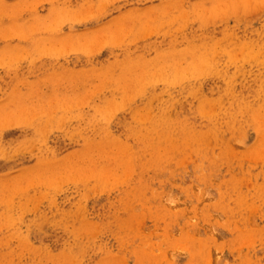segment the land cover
<instances>
[{
	"label": "rangeland",
	"instance_id": "1",
	"mask_svg": "<svg viewBox=\"0 0 264 264\" xmlns=\"http://www.w3.org/2000/svg\"><path fill=\"white\" fill-rule=\"evenodd\" d=\"M0 264H264V0H0Z\"/></svg>",
	"mask_w": 264,
	"mask_h": 264
},
{
	"label": "bare ground",
	"instance_id": "2",
	"mask_svg": "<svg viewBox=\"0 0 264 264\" xmlns=\"http://www.w3.org/2000/svg\"><path fill=\"white\" fill-rule=\"evenodd\" d=\"M197 28H199V27H197ZM198 31H199V30H198ZM213 38H214V37H213ZM201 40H202V39H201ZM207 40H208V39H207ZM204 41H205V40H204ZM198 42H199V41H198ZM198 42H197V43H198Z\"/></svg>",
	"mask_w": 264,
	"mask_h": 264
}]
</instances>
